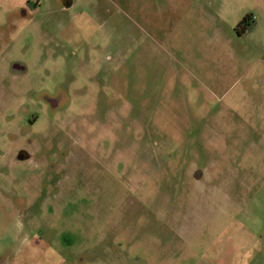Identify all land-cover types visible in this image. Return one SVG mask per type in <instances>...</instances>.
Returning <instances> with one entry per match:
<instances>
[{
	"label": "rangeland",
	"instance_id": "rangeland-1",
	"mask_svg": "<svg viewBox=\"0 0 264 264\" xmlns=\"http://www.w3.org/2000/svg\"><path fill=\"white\" fill-rule=\"evenodd\" d=\"M6 6L0 264H264V0Z\"/></svg>",
	"mask_w": 264,
	"mask_h": 264
},
{
	"label": "trees",
	"instance_id": "trees-1",
	"mask_svg": "<svg viewBox=\"0 0 264 264\" xmlns=\"http://www.w3.org/2000/svg\"><path fill=\"white\" fill-rule=\"evenodd\" d=\"M37 4V3H36ZM34 4L31 9L35 8ZM254 25V20L251 14H245L237 23L235 30L238 32L239 30H245V31H250Z\"/></svg>",
	"mask_w": 264,
	"mask_h": 264
},
{
	"label": "crops",
	"instance_id": "crops-1",
	"mask_svg": "<svg viewBox=\"0 0 264 264\" xmlns=\"http://www.w3.org/2000/svg\"><path fill=\"white\" fill-rule=\"evenodd\" d=\"M11 1H13V0H0V8L2 7V5L6 6V3H10ZM25 2H26V0H15V1H13V3H11V5L9 7L6 6V8H7V10H5L6 13H8V15L14 14L18 8L22 7L25 4ZM253 27H254V25H253Z\"/></svg>",
	"mask_w": 264,
	"mask_h": 264
}]
</instances>
